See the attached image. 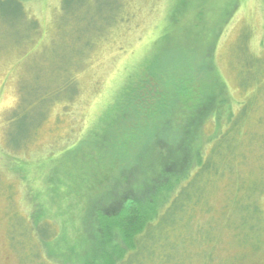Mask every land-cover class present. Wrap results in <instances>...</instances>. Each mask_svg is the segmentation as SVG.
<instances>
[{"label": "trees", "instance_id": "trees-1", "mask_svg": "<svg viewBox=\"0 0 264 264\" xmlns=\"http://www.w3.org/2000/svg\"><path fill=\"white\" fill-rule=\"evenodd\" d=\"M186 1L176 2L170 24L186 12ZM24 2L0 0V53L15 50L26 59L0 150L21 182L26 177L17 153L32 144L53 104L63 96L73 99L78 91L74 75L83 64L79 61L86 62L96 37L85 44L68 42V53L51 40L31 57L29 48L41 40L43 30L26 13ZM91 2L61 0L64 18L57 14L52 33L68 37L79 31V24L84 30L86 24L92 26ZM115 4L120 9V0H110L113 8ZM201 12L192 17L200 22ZM167 32L92 127L41 159L37 166L45 172L41 185L26 191L27 211L14 206L12 187L5 185L11 202L4 214L6 233L17 264H190L199 254L201 264H222L218 229L232 232L240 246L261 239L264 105L246 107L264 88L260 70L250 73L255 61L246 63L257 95L235 113L217 72L211 76L212 59L198 63L192 55L182 66L161 63L157 53L163 44L182 49L177 39L164 41ZM216 41L209 39L206 48L214 51ZM78 44L86 47L84 53ZM73 48L82 56L78 61ZM56 51L71 60L51 62ZM28 72L33 83L26 81ZM219 190L216 206L212 197Z\"/></svg>", "mask_w": 264, "mask_h": 264}, {"label": "rangeland", "instance_id": "rangeland-1", "mask_svg": "<svg viewBox=\"0 0 264 264\" xmlns=\"http://www.w3.org/2000/svg\"><path fill=\"white\" fill-rule=\"evenodd\" d=\"M91 1L89 17L92 26L87 27L86 24L87 29L84 30L79 24V31L69 32L68 37L52 33L61 0L24 2L26 13L35 18L43 30L41 40H37L39 43L35 41L29 48L31 57L37 56L39 50L49 45L51 40L53 45L64 48L68 53V42L85 44L90 41V37H96H93L91 50L85 53L86 62L79 61L83 64L74 75L78 91L74 93L73 99L63 96L59 103L53 104L32 144L17 153L26 179L19 181L18 174L8 169L10 163L6 156H0V171H3L5 181L0 188V264H17L18 260L6 233L4 214L11 202L6 198L5 185L12 187L11 201L14 206L20 211H27L29 205L24 200L26 191L37 189L45 172L44 168L37 166L41 159L50 150L59 152L64 149L92 127L125 84L127 77L136 73L142 62L150 57L155 42L166 30L169 33L164 41L168 43L177 39L182 49L163 44L157 53L161 63L169 66V63L177 61L182 66L189 63L192 55L198 63L212 59L215 70L211 76L217 77V72L227 89L223 91L224 97L229 99V105L235 113L241 103L257 95V84L253 83L254 78L248 79L246 63L251 65V59L255 61L250 73L258 69L260 77L264 79V0H187L186 12H181L176 24H170V19L178 0H120V9L116 4L113 8L110 0ZM198 10H202L200 22L192 17ZM59 16L64 18L60 13ZM113 18L118 19L114 24ZM99 34L100 39L97 40ZM213 38H217V41L211 52L205 43ZM81 45L78 44L84 53L86 47ZM73 56L77 61V58L82 57L75 52V48ZM56 57L49 59L59 64L72 58L66 55L60 57L57 51ZM25 63L24 55L15 50L0 53V150L4 144L5 118L17 102L18 85ZM25 77L28 83L35 81L29 72ZM138 82L137 78L134 79V83ZM260 94H264V88ZM261 95L257 100L247 102L246 107L255 104L263 107ZM250 111L252 108L247 109L248 113ZM212 201L216 206L220 203V190L212 197ZM261 204L264 207V196ZM198 218L202 220L204 217ZM217 235V251L225 260L222 264H264V230L260 240L247 242L243 246L232 240V232L227 229H218ZM192 259L190 264H201L204 257L199 254Z\"/></svg>", "mask_w": 264, "mask_h": 264}]
</instances>
